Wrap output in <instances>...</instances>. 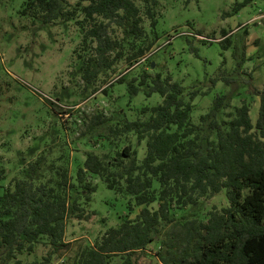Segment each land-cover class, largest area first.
Returning <instances> with one entry per match:
<instances>
[{
    "label": "trees",
    "instance_id": "obj_1",
    "mask_svg": "<svg viewBox=\"0 0 264 264\" xmlns=\"http://www.w3.org/2000/svg\"><path fill=\"white\" fill-rule=\"evenodd\" d=\"M157 5L158 0L23 1L21 16L42 25L76 20L83 34L82 50L91 51L82 58L86 85L102 70H112L124 55L125 44L107 31L109 24L122 27L134 50L124 57L128 72L101 92L126 83L130 96L142 90L146 96L158 94L162 101L141 109L136 120L122 119L112 129L118 138L131 134L138 143L145 141L141 160L129 146L114 150L109 159L87 153L73 175L68 157L61 155L45 181L19 179L0 185V264H25L20 257L34 255L41 243L50 248L46 256L26 264H51L66 245L67 219L88 220L93 215L86 210L96 190L93 177L128 198V213L118 227L82 249L73 264H134L133 256L151 244L157 245L156 257L162 264H264V89L249 88L250 95L259 97L253 124L246 100L225 113L230 96L217 95L207 112L193 120L196 93H189L186 100L184 87L169 74L150 75L143 70L128 80L134 65L153 46V39L146 42L143 20L155 29ZM229 38L222 31V48ZM109 120L94 116L90 128ZM42 160L31 164L32 174ZM222 191L226 207L211 210L203 220L174 221L175 210L196 207ZM136 208L138 214L129 219Z\"/></svg>",
    "mask_w": 264,
    "mask_h": 264
},
{
    "label": "rangeland",
    "instance_id": "obj_2",
    "mask_svg": "<svg viewBox=\"0 0 264 264\" xmlns=\"http://www.w3.org/2000/svg\"><path fill=\"white\" fill-rule=\"evenodd\" d=\"M23 1L0 0V185L19 179L45 181L51 177L50 166L61 155L68 157L73 175L87 153L109 159L114 150L129 146L141 160L145 141L138 143L131 134L118 138L112 129L122 119L141 117V109L157 106L162 98L156 93L146 96L142 90L130 96L126 83L115 84L106 94L101 92L128 72L125 58L134 50L129 48L123 28L109 24L107 31L125 44L124 55L112 70H102L86 85L81 66L91 51L82 50L83 34L76 20L42 25L21 16ZM156 17L154 30L143 20L146 42L153 39V46L127 79L138 77L143 70L150 75L169 74L184 87L186 100L189 93H196L193 120L207 112L217 95L230 96L225 113L246 100L255 124L259 97L250 95L249 88L264 89V0H158ZM222 31L230 35L224 48L219 43ZM97 115L110 120L90 128ZM40 157V167L32 174L31 164ZM92 182L96 190L86 210L93 215L88 220L67 219L66 245L51 264H73L82 249L100 240L109 228L118 227L128 213L127 197L107 189L98 177ZM227 205L222 191L196 207L175 210L174 221L203 220L211 210ZM36 249L34 255H22L21 261H41L50 248L41 243ZM157 251L156 244L149 245L133 256L134 264H162Z\"/></svg>",
    "mask_w": 264,
    "mask_h": 264
},
{
    "label": "water",
    "instance_id": "obj_3",
    "mask_svg": "<svg viewBox=\"0 0 264 264\" xmlns=\"http://www.w3.org/2000/svg\"><path fill=\"white\" fill-rule=\"evenodd\" d=\"M151 67H153V65H151Z\"/></svg>",
    "mask_w": 264,
    "mask_h": 264
}]
</instances>
